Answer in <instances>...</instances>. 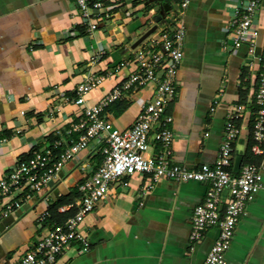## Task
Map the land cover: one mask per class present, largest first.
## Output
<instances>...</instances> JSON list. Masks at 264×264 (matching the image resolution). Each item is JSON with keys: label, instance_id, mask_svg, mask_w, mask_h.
<instances>
[{"label": "crops", "instance_id": "crops-1", "mask_svg": "<svg viewBox=\"0 0 264 264\" xmlns=\"http://www.w3.org/2000/svg\"><path fill=\"white\" fill-rule=\"evenodd\" d=\"M233 1L191 0L180 11V0H106L100 26L88 31L75 0H0V178L32 150L60 143L54 147L60 151L77 139L71 128L84 106L63 103L62 97H74L88 73L115 69L132 58L141 41L179 22L186 37L175 95L167 107L174 131L170 157L188 167L213 163L229 111L236 103L252 101L257 57L264 53V0L255 15L257 36L234 49L228 30ZM100 51L105 52L102 58L93 61ZM127 72L122 67L107 77L86 96L85 105L97 102ZM154 89L148 84L126 92L107 109L109 120L121 129L131 126ZM236 122L241 131L231 167L259 164L263 185L247 201L225 257L227 264H264V153L251 150L250 108ZM163 148L155 142L150 152ZM100 152V143H90L64 164L55 181L1 218L0 264H17L46 225L75 213L76 207H61L81 196L79 183L99 164ZM207 187L202 181L141 173L116 180L84 219L89 249L81 251L82 243L74 241L59 264H201L218 236V227L211 226L199 241L190 238L194 208ZM76 189L79 194L72 199ZM60 199L65 201L53 212L51 205ZM46 210L50 216L41 225L38 217Z\"/></svg>", "mask_w": 264, "mask_h": 264}, {"label": "built area", "instance_id": "built-area-1", "mask_svg": "<svg viewBox=\"0 0 264 264\" xmlns=\"http://www.w3.org/2000/svg\"><path fill=\"white\" fill-rule=\"evenodd\" d=\"M105 1L75 0L88 31L100 26L106 14ZM190 1L180 0V11L186 9ZM261 2L262 0L233 1L228 23L233 49L257 36L255 15ZM185 37L184 25L176 23L172 30H163L141 41L134 49L132 58L120 61L115 69L108 70L107 73H88L76 86L74 97H62L63 103L73 102L84 106L80 119L71 128V131L78 133L77 139H73L60 151L54 148L60 143L32 150L20 157L13 168L0 178L1 220L20 207L24 199L55 181L64 164L81 150L92 142L100 143L102 160L79 183L81 196L74 203L61 207L62 210L76 207L75 213L63 222L46 225L34 246L21 255L17 264H59L62 253L74 241L82 243L81 251H87L90 243L83 231L86 215L107 195L113 182L134 173L150 175L155 179L166 177L178 181L197 180L207 183L204 200L194 208L190 238L197 242L207 228L217 226L218 236L201 264H227L225 252L231 244L235 226L245 212L247 201L263 185L259 164L247 162L239 170H233L231 165L234 142L241 131L236 120L247 108L253 113L251 150L255 154L264 153V53L257 57L260 70L252 101L249 105L236 103L229 111L216 160L188 167L170 157L169 145L174 131L170 126L173 116L167 112L175 95V81L184 55ZM104 53L100 51L92 60L102 58ZM122 67L128 68L127 75L97 102L85 105L86 96ZM148 84L155 85L154 93L143 104L132 125L124 129L116 127L109 120L107 109L126 92ZM155 142L164 148L150 152ZM149 187L150 185L144 186L143 192ZM49 216V210L39 215L41 225H45Z\"/></svg>", "mask_w": 264, "mask_h": 264}, {"label": "trees", "instance_id": "trees-1", "mask_svg": "<svg viewBox=\"0 0 264 264\" xmlns=\"http://www.w3.org/2000/svg\"><path fill=\"white\" fill-rule=\"evenodd\" d=\"M249 146H251V141L249 142ZM102 160V153L100 152V157H99V163ZM78 190L76 189V193L74 194L75 196H72V199H74L77 195H78ZM71 198L69 200H72ZM65 200L60 199L58 202L54 203L53 205H51V210L53 208V212H55L56 208H58V206L63 203Z\"/></svg>", "mask_w": 264, "mask_h": 264}, {"label": "water", "instance_id": "water-1", "mask_svg": "<svg viewBox=\"0 0 264 264\" xmlns=\"http://www.w3.org/2000/svg\"><path fill=\"white\" fill-rule=\"evenodd\" d=\"M152 31H153V29H150V30L147 31L144 35H142V36L138 39V41L136 42V44L139 43L141 40H143V39H144L147 35H149Z\"/></svg>", "mask_w": 264, "mask_h": 264}]
</instances>
